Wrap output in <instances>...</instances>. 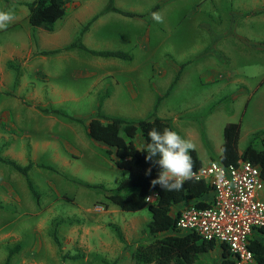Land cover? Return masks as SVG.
<instances>
[{"label": "rangeland", "instance_id": "1", "mask_svg": "<svg viewBox=\"0 0 264 264\" xmlns=\"http://www.w3.org/2000/svg\"><path fill=\"white\" fill-rule=\"evenodd\" d=\"M30 1L0 0V11L14 17L0 30V156L31 162L37 192L0 162V264L10 250L8 264H136L134 246L153 238L149 212L122 211L105 198L125 172L107 146L86 136L85 123L148 118L177 97L179 108L199 109L181 112L190 119L180 124L197 134L202 164L218 160L225 122H239V151L249 142L261 148L251 132L258 119L264 131V2L112 0L139 15L128 16L103 11L108 0H65L63 16L46 30L28 23ZM78 35L88 49L133 53L141 75L114 72L127 60L66 48ZM121 85L138 105L125 103ZM257 198L264 202V179ZM219 260L216 241L193 264Z\"/></svg>", "mask_w": 264, "mask_h": 264}, {"label": "trees", "instance_id": "2", "mask_svg": "<svg viewBox=\"0 0 264 264\" xmlns=\"http://www.w3.org/2000/svg\"><path fill=\"white\" fill-rule=\"evenodd\" d=\"M64 4L65 0H32L26 3L28 23L32 27L51 30L55 21L63 16ZM109 10L128 16H139L136 13L121 11L112 4V0H108L103 9V11ZM96 16L94 15L91 20L95 19ZM88 24L84 25L80 34L88 27ZM79 38L78 35L66 48L78 47L93 56L104 58L122 60H130L131 58L128 52L122 50L88 49L81 44ZM176 78L177 74L173 81ZM153 127L160 131L164 128L171 129L166 119L155 115L137 120H126L117 116L106 117L104 120L91 117L84 126L86 136L107 146L106 153L112 155L114 166L125 172L115 187L105 192V198L122 211L133 212L145 207L149 212L146 227L153 238L148 242L137 243L134 246L130 253L132 261L136 264H193L200 253L214 247L215 241L200 238L193 232L174 233L177 210L173 213L172 207L184 203L199 207L206 206L209 201L204 200V198L209 196L211 188L207 182L195 179L187 180L179 191H164L159 185L155 187L151 185V180L158 176L160 168L146 162L145 156L147 153L142 150H144L146 143L150 142L148 132ZM136 131L143 138V146L139 148L132 142ZM239 131V122H225L223 124L218 161L230 164L238 158H242L257 165L260 176L264 179V131L254 136V138L259 137L263 142L262 148H256L249 142L241 152H238L236 144ZM190 155L194 161V170H196L202 163L196 156L195 151H190ZM0 162L7 164L14 171L20 173L24 178L27 189L34 198H37V192L27 173L32 166L31 162L20 165L1 156ZM149 167L152 169L151 174L146 175V169ZM83 186L101 188L98 185L88 183H83ZM151 191H154L156 196L152 202L148 203L145 201V197ZM219 246L220 260L218 264H234V258L226 245L219 243ZM246 246L255 261L258 264H264V236L249 237ZM11 252V250L8 251L3 264H8Z\"/></svg>", "mask_w": 264, "mask_h": 264}, {"label": "built area", "instance_id": "3", "mask_svg": "<svg viewBox=\"0 0 264 264\" xmlns=\"http://www.w3.org/2000/svg\"><path fill=\"white\" fill-rule=\"evenodd\" d=\"M195 172V180L210 185L206 206L184 203L174 208V233L193 232L203 239L223 243L234 258V264H258L247 249L249 237L264 236V202L257 198L263 179L259 167L242 158L224 164L209 161ZM156 194L149 192L150 203Z\"/></svg>", "mask_w": 264, "mask_h": 264}, {"label": "clouds", "instance_id": "4", "mask_svg": "<svg viewBox=\"0 0 264 264\" xmlns=\"http://www.w3.org/2000/svg\"><path fill=\"white\" fill-rule=\"evenodd\" d=\"M10 12L0 11V30L6 29L13 20ZM152 19L158 23L163 17L158 12L152 13ZM150 142L146 143L145 161L159 166L158 176L151 180V185H159L164 191H179L187 180L195 177L194 161L190 151L195 150V144L183 138L176 131L164 128L162 131L153 127L148 132ZM151 167L146 169V175L151 174Z\"/></svg>", "mask_w": 264, "mask_h": 264}, {"label": "crops", "instance_id": "5", "mask_svg": "<svg viewBox=\"0 0 264 264\" xmlns=\"http://www.w3.org/2000/svg\"><path fill=\"white\" fill-rule=\"evenodd\" d=\"M232 2L234 3V4H237V6H239V7H244V6H248V5H250V3H247L246 4V2H247V0H232ZM253 2H258V3H261V2H264V0H253ZM134 54L132 53L131 54V58H130V60H127L126 62L125 61H123L120 65L121 66H118V67H120L119 69H117V70H114V72H120L121 71V69L125 72V77L126 78H128V77H130V78H132L133 79V77H132V74H134V73H137V71L140 73V75H141V70L143 69V67H141L140 68V70H139V67L138 66H136L135 64H133L132 63V61H134V56H133ZM118 60H122V59H118ZM127 62H130L129 64H127ZM175 77V76H174ZM174 79V78H173ZM120 95H122L123 97H125V103H127V104H131V105H134V106H136V105H138V103H136L137 102V100L136 99H133L135 96H131L130 95V93L127 91H125V87L124 86H122L121 85V89H120V92H118ZM137 98V97H136ZM129 100H131V102H129ZM181 99H178L177 97H172V102H170L167 106H165V107H163V108H159L158 110H157V108H158V105L160 104V102L156 105V107H155V110L152 112L153 113V115H155V116H158V117H160V118H164V119H166L167 121H168V124H169V126H170V128H171V130H173V131H176L179 135H181L183 138H185V139H188V140H190V141H192L193 143H197V141H196V136H197V134L196 133H194V132H192V131H190V130H183L182 129V124H180V123H185V122H187L188 121V119H190V117H186V116H184V115H181V112H186L188 115H191L192 116V113H193V111L194 110H199L198 108H192V109H189V108H179V104L181 103ZM135 109V108H134ZM151 117V116H150ZM136 119V118H135ZM176 121L178 122V124L176 123ZM172 123H174V125L172 124ZM262 126H263V121L261 122L259 119H258V121H256V123L254 124V129H252L253 131L251 132L252 133V135L254 134V133H258V132H260V129H262ZM262 131V130H261ZM137 133H139L138 131H136V134ZM134 135V137L132 138V142H133V144H134V138L135 137H137L138 135ZM238 138H239V136H238ZM242 139H245V136H244V134L241 136V140ZM139 140V139H138ZM221 142H222V133H221ZM220 142V143H221ZM237 142H238V139H237ZM262 142V141H261ZM138 143H139V147H142L143 146V143L142 142H140V141H138ZM253 143V142H252ZM263 143V142H262ZM135 145V144H134ZM220 145V144H219ZM247 145V144H246ZM245 145V146H246ZM236 146H237V144H236ZM244 146V147H245ZM243 147V148H244ZM263 147V146H262ZM261 147V148H262ZM242 148V149H243ZM195 153H196V156L198 157V159L200 160V162L202 163V161H201V159H200V157H199V155H198V151L196 150V147H195ZM220 151V150H219ZM237 151L238 152H241L242 150H238L237 149ZM219 154V153H218ZM177 207V205L176 206H174V207H172L173 209L174 208H176Z\"/></svg>", "mask_w": 264, "mask_h": 264}]
</instances>
